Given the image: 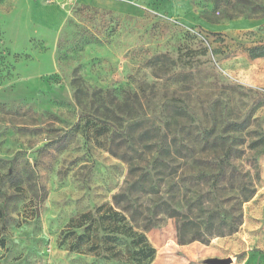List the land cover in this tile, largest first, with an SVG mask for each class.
<instances>
[{"label":"rangeland","instance_id":"374dc122","mask_svg":"<svg viewBox=\"0 0 264 264\" xmlns=\"http://www.w3.org/2000/svg\"><path fill=\"white\" fill-rule=\"evenodd\" d=\"M260 45L264 0H0V264H136L63 232L188 143L136 221L151 264H264Z\"/></svg>","mask_w":264,"mask_h":264},{"label":"trees","instance_id":"16d2710c","mask_svg":"<svg viewBox=\"0 0 264 264\" xmlns=\"http://www.w3.org/2000/svg\"><path fill=\"white\" fill-rule=\"evenodd\" d=\"M250 51L255 56L264 55V45L256 46ZM195 136L199 137L197 134ZM182 148L189 150L188 153L179 157L181 161L177 160L178 156L171 157L172 165H168L163 154L155 157V179L151 171L137 173L138 167H130V179L122 190L113 195V204L100 205L94 212H85L72 218L63 232L62 244L74 238V241L69 242L72 250L96 251L97 254L103 252L107 259L151 264L157 249L146 233L136 228V221L144 215V196L160 192L165 168H168L165 176L174 174L198 152L189 143ZM215 186L216 180L213 183L214 188ZM77 229H83V232L77 233ZM83 247L85 249H82Z\"/></svg>","mask_w":264,"mask_h":264},{"label":"water","instance_id":"95a60500","mask_svg":"<svg viewBox=\"0 0 264 264\" xmlns=\"http://www.w3.org/2000/svg\"><path fill=\"white\" fill-rule=\"evenodd\" d=\"M208 264H231L233 262L232 257L220 258V257H211L206 260Z\"/></svg>","mask_w":264,"mask_h":264}]
</instances>
